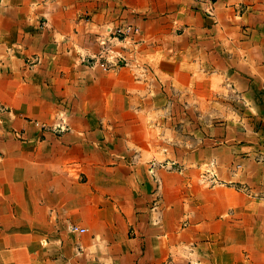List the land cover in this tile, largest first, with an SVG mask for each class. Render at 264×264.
I'll return each instance as SVG.
<instances>
[{
	"label": "crops",
	"instance_id": "obj_1",
	"mask_svg": "<svg viewBox=\"0 0 264 264\" xmlns=\"http://www.w3.org/2000/svg\"><path fill=\"white\" fill-rule=\"evenodd\" d=\"M0 264H264V0H0Z\"/></svg>",
	"mask_w": 264,
	"mask_h": 264
},
{
	"label": "built area",
	"instance_id": "obj_2",
	"mask_svg": "<svg viewBox=\"0 0 264 264\" xmlns=\"http://www.w3.org/2000/svg\"><path fill=\"white\" fill-rule=\"evenodd\" d=\"M204 7V13L208 16L213 15L214 5L217 0H193ZM132 29L130 26H116L105 28V33L99 35L97 38L99 43V50L94 54L83 56L82 63L89 67H97L102 71H109L118 66L128 65V52L132 48L134 40L131 38ZM38 124V122H36ZM42 128H46L54 134H60L68 130L63 118L59 121H55L50 125L40 124ZM14 134L20 137V132L14 131ZM163 168L169 171H182V167L175 161H163L157 162L152 160L148 164V172L153 179L159 184V180L156 177V169ZM199 181L202 185L207 187H213L215 185L223 184L220 181L214 170V163L212 161L206 162L202 165L199 175ZM157 184V185H158ZM159 186V185H158ZM69 230L72 232L83 233L86 228L72 224L69 226Z\"/></svg>",
	"mask_w": 264,
	"mask_h": 264
},
{
	"label": "rangeland",
	"instance_id": "obj_3",
	"mask_svg": "<svg viewBox=\"0 0 264 264\" xmlns=\"http://www.w3.org/2000/svg\"><path fill=\"white\" fill-rule=\"evenodd\" d=\"M186 107H181V109L180 108H178V110L179 111H182V112H185L186 111ZM187 118V120H188V118H190V115L187 113V115L186 116H182V120H184V119H186ZM172 124H175V126H176V128H180V125L182 126V125H185V127H181V129L184 131V132H186V131H188V128L189 127H191V124L190 123H187V121H177V122H174V123H172ZM187 135H189V134H187ZM186 135V136H187Z\"/></svg>",
	"mask_w": 264,
	"mask_h": 264
}]
</instances>
